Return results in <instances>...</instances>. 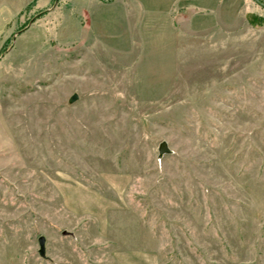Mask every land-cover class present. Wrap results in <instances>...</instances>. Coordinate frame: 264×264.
Returning <instances> with one entry per match:
<instances>
[{"label": "rangeland", "instance_id": "1", "mask_svg": "<svg viewBox=\"0 0 264 264\" xmlns=\"http://www.w3.org/2000/svg\"><path fill=\"white\" fill-rule=\"evenodd\" d=\"M29 1L0 0V264H264V0H182L158 47Z\"/></svg>", "mask_w": 264, "mask_h": 264}, {"label": "crops", "instance_id": "2", "mask_svg": "<svg viewBox=\"0 0 264 264\" xmlns=\"http://www.w3.org/2000/svg\"><path fill=\"white\" fill-rule=\"evenodd\" d=\"M85 2L89 5L88 11L93 15L100 8L105 12L102 18H99L101 23L121 25L125 28L127 37L142 35L144 31L145 35L151 37V45L155 47L163 44L162 37L175 34V19L181 16L183 9L182 0H112L108 3L102 0H85ZM185 4L190 9L196 8L197 0H189ZM92 25L94 26L93 23Z\"/></svg>", "mask_w": 264, "mask_h": 264}, {"label": "water", "instance_id": "3", "mask_svg": "<svg viewBox=\"0 0 264 264\" xmlns=\"http://www.w3.org/2000/svg\"><path fill=\"white\" fill-rule=\"evenodd\" d=\"M159 152H160L161 156L164 155L165 153H169L170 152V150H169V148L167 146V143L165 141H163L160 144ZM39 245H40L39 253H40V255L44 256L46 254V238H45V236H40L39 237Z\"/></svg>", "mask_w": 264, "mask_h": 264}, {"label": "trees", "instance_id": "4", "mask_svg": "<svg viewBox=\"0 0 264 264\" xmlns=\"http://www.w3.org/2000/svg\"><path fill=\"white\" fill-rule=\"evenodd\" d=\"M109 1H111V0H109Z\"/></svg>", "mask_w": 264, "mask_h": 264}]
</instances>
